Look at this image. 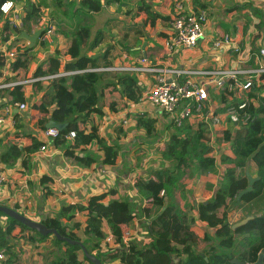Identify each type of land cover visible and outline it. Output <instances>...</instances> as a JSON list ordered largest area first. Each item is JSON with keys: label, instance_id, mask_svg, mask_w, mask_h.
Returning <instances> with one entry per match:
<instances>
[{"label": "crops", "instance_id": "0c3cea01", "mask_svg": "<svg viewBox=\"0 0 264 264\" xmlns=\"http://www.w3.org/2000/svg\"><path fill=\"white\" fill-rule=\"evenodd\" d=\"M120 2L123 5L114 3L117 5L115 8L122 15L113 17L126 20L128 23H137L144 31V35L140 37V43L132 50L136 52L123 53L113 59L112 64L131 62L135 60L134 57L137 56V59L146 54L151 62L163 66L201 70L232 68L238 67L240 64L236 55L230 52L207 54L200 51L204 49L206 40L227 32L237 34L241 39L242 48L247 50H254L258 45L264 43V0H214L210 3L208 6L209 22L204 27L205 38L198 53L187 50L172 52L164 47L172 33L170 21L175 13L172 0H120ZM241 4L247 5L237 8ZM145 5L149 7L148 11L144 9ZM198 6L200 3L196 0H184L185 9H195ZM150 17H155L153 23L150 22ZM103 27L104 24L101 28ZM70 31L72 28L69 29ZM115 31L118 34H114ZM26 32L28 33V30ZM112 34L113 39H116L121 37L122 31L114 29ZM11 37L12 35L6 41L7 43H10ZM6 42H2L4 45L0 48L14 49L11 47L13 44H6ZM156 45L160 46L163 53L158 52ZM26 46H28V42L26 45L22 44V47ZM63 46L64 44L55 46L53 50ZM105 46L106 43H102L89 50L87 54L99 53ZM20 47L21 45L17 48ZM66 60L67 58L62 59V61ZM38 63L33 64L32 61L30 71ZM8 66L5 65L3 69V74L6 76L9 74ZM198 79L204 80V78ZM150 81H152L150 75L142 76L138 80L143 90L149 86ZM23 84H26L27 101L25 103L27 108L24 110L13 108L8 117L10 119L0 131L2 145L6 141L17 143L22 150L16 159L12 157L2 161L0 158L1 205L11 207L30 219L39 221L45 217L54 216L62 206L77 203L86 204L92 195L105 193L106 196L102 200L104 204L115 199L124 200L129 204L125 212V221L122 223L123 229L130 230L128 243L138 249H146L150 247L151 239L155 235L150 231L151 220L163 211L164 207L148 204L146 191L139 187L138 182L145 181L151 170L166 168L167 171L180 174L177 178L173 177V186L175 187L171 195L166 196V199L174 203L186 216L187 225L196 236V248L199 252H202L211 243L204 238L214 235V230L220 225L219 221L223 214H225V218L222 219L231 225V229L239 227L235 224L247 216H252L251 219H253L256 215L264 214V164L251 174L257 179L253 182L251 190L240 197V203L226 196L227 189L223 184V179L228 165L221 163V157L234 158L230 142L228 151L221 155L217 154L211 147H208V145L211 146L213 140L215 144L217 143V136L215 137L201 128L209 135V138L200 139L194 143H192L194 140L191 141L189 145L192 155L201 154L206 157H214L216 159L215 170L207 172V174H197L194 171L191 176L188 174L183 176V173L190 171V168L193 171L194 164L189 162L190 160L181 151V148H173L170 144L171 133L177 128L150 104L128 101L117 112H112L104 107L102 115L92 114L89 118L90 123L97 125L99 137L107 144L115 145L118 148L116 163L113 165L103 164L101 163L103 150L97 142L74 146V138L44 137L43 132L46 129L44 123L48 116L30 107L35 100H38L40 94L34 96L30 83ZM214 97V101L219 99L217 96ZM5 102L6 94L0 92V105ZM142 114H146L147 117L154 120V129L150 136L145 134L143 127L136 125L137 116ZM9 120H13V123ZM227 127V130L233 134L232 127ZM31 138H36L40 145L35 151L26 152L22 148L31 144ZM192 144L194 145L192 146ZM42 145L45 146L44 150L40 149ZM198 146L202 147L200 151H196ZM68 151H73L78 156L86 154L94 159V162L91 165L77 163L69 153H66ZM1 152L2 149H0V154ZM261 153H264V144L261 146ZM175 155L183 156L186 159L185 164L181 166L175 164L172 159ZM193 161L195 162V159ZM42 177L48 178L47 182L42 183ZM46 190H49L47 194ZM256 198L257 201L251 203ZM240 199H237L236 196V200ZM205 204L214 208L215 225L209 224L207 219L201 216L203 213L201 206ZM211 212L208 215H211ZM85 218L86 211H78L72 219L63 218L61 223L81 237ZM74 222L80 223V226L73 227ZM6 225L5 217L0 216L4 239L3 245L0 240V245L5 248V258L0 260V264H44L54 255L61 253V248L54 245L50 237L44 240H32L28 237L29 234L20 227L15 226L8 229ZM110 228L109 221L104 219L105 237L112 233ZM234 241L235 252H245L246 239L244 235L234 233ZM100 246H103V242L100 243ZM78 258L81 259V254H78ZM235 258L240 260L237 256ZM177 260L178 258H174V261ZM106 264H119V262L112 261Z\"/></svg>", "mask_w": 264, "mask_h": 264}, {"label": "trees", "instance_id": "16d2710c", "mask_svg": "<svg viewBox=\"0 0 264 264\" xmlns=\"http://www.w3.org/2000/svg\"><path fill=\"white\" fill-rule=\"evenodd\" d=\"M2 2L4 0H0V5ZM15 2L23 12L21 21L24 30L29 22L39 17L41 6L45 4L44 0H15ZM114 2L120 6L123 5L120 0H52V5L73 30L65 33L64 46L56 47L52 54L46 56L32 71H30V64L34 58L29 53L33 48L28 46L23 49L17 48L16 58L9 62L7 76L3 74L6 61L0 51V82L12 83V85L0 89V92L6 94L7 103L27 101L26 84L17 82L60 72H73L70 75L55 77L47 82L43 80L31 82L33 95L40 94V96L30 107L48 116L44 125L50 120L64 124L58 137L63 138L70 131H74V146L97 142L103 150L101 163L109 165L116 163L118 148L115 145L107 144L99 137L97 125L90 123L89 118L92 114L102 115L104 107L112 112H117L128 101L138 102L144 92L134 74L95 70L110 66L112 60L123 53L136 52L132 50L140 43V37L144 35V31L137 23H128L126 20L110 17L104 22V27L99 28L91 37L90 26L85 24V19L92 13L100 12L105 5ZM246 5L241 4L237 8H243ZM200 6L204 7L205 5L200 3ZM144 9L148 11L149 7L145 5ZM0 20V38L4 42L8 41L12 33L20 35V30L9 24L7 15L0 12ZM154 21L155 17H150V22ZM114 29L122 31L121 37L113 39L112 31ZM46 30L45 28L40 34L36 45L40 42L41 45L46 43L43 40L40 41ZM102 43H106V46L99 53L87 54L89 50ZM156 47H158V52L163 53L159 45ZM63 58H67V60L62 61ZM61 69L62 71H60ZM258 114L259 116L248 126L236 129L233 134L226 130L216 137L217 143L222 141L231 143L234 158L221 157V163L228 165L223 184L227 189L226 196L233 198L237 203L241 202V199L236 200L238 192L247 186L245 169L248 168L250 174H253L258 167L264 164V153H261V146L264 144V104L257 110ZM153 124L154 120L147 117L146 114L137 116L136 125L143 127L147 136L153 133ZM208 138L209 135L198 124L185 125L171 133L170 144L173 148H181V151L187 155L189 162L194 164L193 172L207 174V172L215 170L216 159L201 154L193 156L189 144L193 140ZM39 145L36 138H31V144L22 149L26 152H33ZM0 149H2L0 154L2 161L12 157L16 159L22 152L17 143L8 141L3 145L0 141ZM66 153H69L74 161L83 165H91L94 162V159L86 154L78 156L73 151ZM172 159L178 166L185 164L186 161L181 155H175ZM179 175L167 171L166 168L156 169L151 170L145 181L138 182L139 187L146 191L148 204L164 207V210L151 220L150 231L155 235L151 239L149 248L138 249L131 243L123 244L121 242L122 223L125 221V212L129 204L120 199L110 200L104 204L102 200L106 196L105 193L92 195L86 204L77 203L62 206L54 216L47 217L42 222L48 228H55L62 236L83 242L91 253L97 249L93 254L103 264L112 261H118L119 264H236L232 262L236 256L244 264L254 263L264 248V214L256 215L253 219L234 229H231V225L222 219L225 218V214H223L219 221L220 225L214 230V235L204 238L211 243L202 252H199L196 248V236L187 225L186 216L174 203L166 199V196H170L175 187L173 186V177L177 178ZM47 180L48 178L42 177L41 182L45 183ZM161 191L163 194H160ZM48 192L49 190H46V194ZM254 201H257V198L251 203ZM201 208L203 211L201 216L207 219L209 224L215 225L213 206L205 204ZM83 210L86 211V218L82 234L89 243H86L61 223L63 218L72 219L76 212ZM209 212L212 214L208 215ZM0 215L6 216L2 212ZM6 219L8 229L18 226L26 231L32 240H44L51 237L53 244L61 248L60 255L44 264H92L85 258L78 245L57 240L50 234L40 235L15 219L8 216ZM104 219H107L113 228L112 236L115 244L108 247L106 251L100 252V243L105 239ZM72 226L78 228L80 223L74 222ZM234 233L244 235L246 239L245 252H235ZM0 240L3 245L1 226ZM78 252L81 254V259L78 258ZM174 258H178V260L174 261Z\"/></svg>", "mask_w": 264, "mask_h": 264}, {"label": "built area", "instance_id": "2783aa9c", "mask_svg": "<svg viewBox=\"0 0 264 264\" xmlns=\"http://www.w3.org/2000/svg\"><path fill=\"white\" fill-rule=\"evenodd\" d=\"M196 1L205 6L185 9L184 0H172L175 9L170 21L172 33L164 45L169 51L199 52L205 38L204 27L209 22L208 6L214 0ZM7 2L8 0H4L0 6ZM11 5L7 12L2 9L0 12L9 17L11 26L20 29L22 27V17L20 18L22 9L15 0H11ZM51 30H53V25L49 24L41 40H46L47 33ZM199 38L202 39L198 43ZM240 43L241 39L237 34L223 32L219 36L206 40L204 49L200 50L207 54L230 52L236 55L240 63H238V67L201 70L163 66L151 62L148 56L143 54L142 57L131 62H117L95 70L134 74L138 80L142 76L150 75L152 81L144 90L139 102H146L156 108L176 128L198 124L205 132L216 137L227 130V126H231L233 131L248 126L259 116L257 110L264 104V43L258 45L254 50L242 48ZM0 51L6 61L5 65H9V62L16 58L18 53L17 49L0 48ZM72 73L71 71L60 72L39 78H29L17 83H31L36 80L47 82L55 77ZM198 78H204V80L201 81ZM9 85L12 83L0 82V89ZM214 96L219 99L214 101L212 99ZM13 108L24 110L27 108V104L25 102L2 103L0 105V131L10 119L8 117ZM9 122L13 123V120H9ZM43 136L57 138L59 130L55 127L46 128ZM65 137L73 139L75 132L70 131ZM208 147L221 155L230 149V143L222 141L215 144L213 140L211 146L208 145ZM40 149L44 150L45 146L42 145ZM160 194H163V191ZM110 229L113 230L112 227ZM112 235L113 232L105 237L103 246L99 247L100 252L114 246ZM129 237L130 230L123 229L121 242L128 243ZM4 258L5 248L0 245V260Z\"/></svg>", "mask_w": 264, "mask_h": 264}, {"label": "rangeland", "instance_id": "374dc122", "mask_svg": "<svg viewBox=\"0 0 264 264\" xmlns=\"http://www.w3.org/2000/svg\"><path fill=\"white\" fill-rule=\"evenodd\" d=\"M35 1H37V0H35ZM44 2H45V4L41 6V13H40L39 17L34 18L31 22H29L26 25V29L28 30V34H31L34 32L35 29H38L41 27L43 28V31H44L45 28L47 29V26L49 24H52L53 30H51L49 33H47V38L45 40L46 43L44 45L38 44L36 46V43H35L33 49L29 53V54H32V56L34 58L33 64L38 63L40 60H43V58H45L47 55L51 54L53 52V48L55 46H61L62 44H64L65 43V33L69 32V29H71L70 24H68L65 21V18H63L59 14V12L55 9V7L52 5V0H44ZM115 6H117L115 3H111L108 6H106L105 8H103L102 11H100L98 13H92L89 17H87L85 19V24L90 26L91 37H93L95 31H97L99 28H101L103 26V24L107 18L122 15L115 8ZM22 15H23V12L21 10L20 18ZM0 22H1V20H0ZM72 30H73V28H72ZM114 34H118V33L115 31ZM13 41H15V42L13 43ZM2 42H4V41L2 40V38H0V46L4 45ZM8 43L6 42V44H8ZM10 43L13 44L11 46L12 48L17 49V47L20 45L22 46V44L26 45L27 40L20 37V35H16L15 33H12ZM21 49H23V47H21ZM136 57H134V58L136 59ZM33 64H32V66H34ZM67 99H68V96H67ZM212 99L215 100V97H213ZM194 142H195V140L192 143H194ZM193 145L194 144H192V146ZM203 148H204V146H203ZM201 149H202V147L198 146V148H196V151H200ZM173 161L175 162L174 159H173ZM185 174L186 175L188 174L191 176L194 173H193L192 169L190 168V171L184 172L183 176H185ZM0 216H4V215H0ZM4 217L6 219V216H4ZM81 238H82V240L86 241V243H89V242H87V240L85 239L83 234L81 235ZM78 254H80V253L78 252ZM58 255H60V254L54 255L53 258H55Z\"/></svg>", "mask_w": 264, "mask_h": 264}, {"label": "water", "instance_id": "95a60500", "mask_svg": "<svg viewBox=\"0 0 264 264\" xmlns=\"http://www.w3.org/2000/svg\"><path fill=\"white\" fill-rule=\"evenodd\" d=\"M43 28H38L35 29L33 33L28 34L23 27L20 28V37L24 38L27 40L28 42V47L29 48H33L38 37L40 36V34L42 33ZM202 38H199L197 40V42L199 43L201 41ZM64 124H58L56 122H54L53 120L48 121L45 124L46 128H52L55 127L58 130H61L63 128ZM245 175L247 178V187L240 191L237 195V199H240V197L251 190L252 188V184L253 182L257 179L256 177L251 176L248 168L245 169ZM0 212H2L3 214H5L6 216L15 219L17 221H19L20 223H22L24 226L28 227L29 229L35 230L36 232H38L40 235H52L54 236L57 240L60 241H65L69 244L72 245H78L83 253V255L85 256L86 259H88L92 264H103L101 262V260L94 255L93 253L89 252V250L87 249L86 245L79 241V240H73L67 236H62L55 228H48L42 221L45 218H43V220H39V221H35L30 219L29 217L25 216L24 214L20 213L19 211L5 206V205H1L0 204ZM252 218V216H247L246 218H244L243 220H241L240 222H237L235 224V226H241L243 224H245L247 221H249ZM263 258H264V248L260 251L257 260L254 263L251 264H263ZM232 262L236 263V264H244L243 261L238 260L236 258L232 259ZM248 264V263H245Z\"/></svg>", "mask_w": 264, "mask_h": 264}, {"label": "clouds", "instance_id": "9594fccd", "mask_svg": "<svg viewBox=\"0 0 264 264\" xmlns=\"http://www.w3.org/2000/svg\"><path fill=\"white\" fill-rule=\"evenodd\" d=\"M11 0H8L7 3H5L4 5L0 6V9H2L4 12H7L9 10V8H11Z\"/></svg>", "mask_w": 264, "mask_h": 264}]
</instances>
